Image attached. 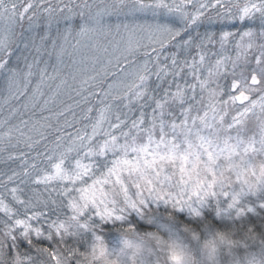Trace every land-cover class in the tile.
<instances>
[{"label": "snow or ice", "instance_id": "obj_1", "mask_svg": "<svg viewBox=\"0 0 264 264\" xmlns=\"http://www.w3.org/2000/svg\"><path fill=\"white\" fill-rule=\"evenodd\" d=\"M0 264H264V0H0Z\"/></svg>", "mask_w": 264, "mask_h": 264}]
</instances>
